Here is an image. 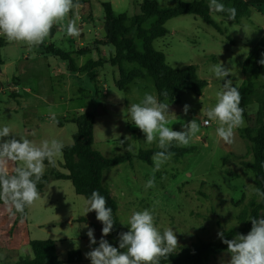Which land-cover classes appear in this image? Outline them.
Returning <instances> with one entry per match:
<instances>
[{
  "label": "rangeland",
  "instance_id": "rangeland-1",
  "mask_svg": "<svg viewBox=\"0 0 264 264\" xmlns=\"http://www.w3.org/2000/svg\"><path fill=\"white\" fill-rule=\"evenodd\" d=\"M86 1L68 17L76 19L78 36L67 35L66 19L63 25L53 26L49 37L38 47L29 49L27 45L8 42L1 48L4 64L0 66V127L7 125L12 135L26 136L36 144L57 139L68 145L76 130L68 120L83 112H92L95 118L93 148L102 155H134L141 149L155 147V142L146 144L144 133L132 123L127 111L130 104L139 103L145 93L156 96L149 76L134 79L118 89L115 66L104 63L95 69L96 78L91 80L85 72L68 71L66 62L46 51L47 46L53 45L76 52L73 58L77 67L90 59L107 60L113 49L107 44L108 23L103 18L101 3L109 2L115 14L131 17L139 14L142 0ZM177 1L156 0L161 8L173 7ZM212 18L222 33L200 17L187 14L168 20L166 35L153 41V47L165 55L170 67L196 65L198 77L208 83L200 96L183 90L179 103L165 101L171 110L168 127L182 131L183 125L193 119L200 125V131L189 143L195 150L180 158L171 157L156 171L153 159L149 165L133 158L130 164L106 169L102 180L117 202L115 215L121 232L129 230L125 224L133 211L148 209L161 232L166 228L175 232L178 239L175 251L199 240L217 242L218 233L244 226L250 209L248 202L258 198L253 172L239 163L241 159L252 160L248 142L240 137L239 128L235 130L233 143L227 144L218 138L216 123L206 126L203 121L207 119L205 111L215 105L216 93L222 90L226 80H232L239 90L248 83L264 89V77L251 71L250 65L245 67L247 60L255 58L253 53L264 46V5L251 8L249 14L238 21L216 14H212ZM152 21L153 18L149 19L144 26L148 27ZM137 44L140 45L139 41ZM218 63L231 71L225 80L217 79L210 70ZM124 67L129 70L136 65L126 63ZM185 104L190 106L187 114L183 110ZM256 109V103L252 102L246 107V116L253 118ZM51 113H55V122L50 119ZM24 129L30 133L26 135ZM61 161L62 157L55 168L65 172L60 167ZM152 177L155 187L146 188V182ZM86 200L75 194L69 180L49 179L43 195L28 211L29 221L38 223L28 226L29 237L56 241L61 261L68 251L80 250L82 262L77 264H91L85 253L98 246L102 229L94 211L84 215ZM243 211L245 220L240 217ZM70 216L73 222H69ZM261 216L264 212H260ZM89 228L94 229L95 245H90ZM12 230L0 235V264L32 255L29 245L20 248L18 254L9 253L6 242ZM103 238L114 246L111 239ZM229 258L226 251L209 257L205 264H228Z\"/></svg>",
  "mask_w": 264,
  "mask_h": 264
},
{
  "label": "clouds",
  "instance_id": "clouds-1",
  "mask_svg": "<svg viewBox=\"0 0 264 264\" xmlns=\"http://www.w3.org/2000/svg\"><path fill=\"white\" fill-rule=\"evenodd\" d=\"M80 6L78 0H0V36L10 43L24 44L32 49L49 37L53 26L63 25L66 19L67 35L78 36L80 32L76 19L68 17ZM208 7L210 13H226L229 20L235 19L236 9L225 7L218 0H209ZM213 18L218 19L215 16ZM259 63L264 65V58ZM210 70L220 80H225L231 72L220 63L213 65ZM164 95L167 97V93ZM216 100L215 105L205 111L207 119L203 124L216 123L218 138L231 144L235 130L244 125L239 88L233 86L232 80H226L222 90L216 93ZM189 107L184 105L185 114ZM127 111L132 123L145 134L146 144L155 142L161 149L152 157L154 171L159 170L174 155L169 151L173 142L176 146H187L200 131L195 119L184 124L182 131L168 127V115L171 113L169 104L159 101L150 93H145L139 103L130 104ZM50 119L56 121L55 113L50 114ZM63 148L64 144L60 140H42L36 144L26 136L17 138L12 135L7 125L0 127V201L8 206L10 212L14 209L23 214L26 207L33 206L40 199L37 185L42 182L45 161L55 167L57 160L62 157ZM145 187H155L154 177L146 182ZM255 191L264 200V191L259 188ZM106 204V198L96 190L85 201L84 215L94 211L96 219L103 225L98 246L85 253L91 264H160L161 258H168L178 247L173 229L166 228L161 232L155 225L153 213L148 209L132 212L125 224L129 230L119 234V247H114L103 238L111 233L115 223L113 210ZM249 220L252 227L246 235L237 233L233 239H225L222 232L218 233L227 245L230 256L228 264H264V216ZM87 236L90 245L97 244L94 229L89 228Z\"/></svg>",
  "mask_w": 264,
  "mask_h": 264
},
{
  "label": "trees",
  "instance_id": "trees-1",
  "mask_svg": "<svg viewBox=\"0 0 264 264\" xmlns=\"http://www.w3.org/2000/svg\"><path fill=\"white\" fill-rule=\"evenodd\" d=\"M80 5L86 4V0H78ZM225 7L236 9L235 21L241 17L247 16L250 9L264 5V0H218ZM209 0H178L173 7L161 8L156 0H142L139 4V14L128 17L125 14H115L109 2H102L104 11V20L108 23L107 44L112 47V52L107 60L98 58L88 60L82 66L77 67L72 57V52L65 51L60 47L49 45L46 48L47 53L54 55L61 61L66 62L68 71L85 72L88 78H96L95 69L101 67L104 63L115 66L118 71V78L115 85L122 89L125 85L131 83L134 79L149 76L155 88L157 99L161 102L179 103L180 94L183 90H188L196 96H200L204 88L208 85L207 81L197 75V66L190 64L183 68H173L166 62L165 55L153 47V41L166 35L165 23L181 15H194L200 17L204 23L212 26L216 31L222 33L223 30L212 18L216 14L223 18H228L226 13H210ZM153 18L149 26H144L149 19ZM139 41L140 45L137 44ZM6 39L0 38V49L6 44ZM264 46L256 50L253 60H247L245 67H249L255 74L264 77V65L259 61L264 58ZM133 63L136 67L126 69L124 64ZM3 60L0 55V65ZM245 117L246 126L239 128L238 133L242 139L248 142L249 152L252 160H239L240 165L253 172L255 187L264 191V89H259L253 83H248L240 90ZM164 93H167L165 97ZM252 102L257 105L256 113L253 118L246 116V107ZM94 114L92 112H83L74 116L69 122L76 126L72 134V143L64 145L62 150V161L60 167L65 170L61 172L55 167L49 166L45 161L48 171H45L37 187L42 193L46 182L52 180H69L72 184L75 194L89 198L92 191H99L106 198L107 207L113 210V219L115 221L113 230L106 236L114 243V247H119V234L116 211L117 202L111 195L109 188L102 183L103 172L111 167L122 163H131L133 158L151 165L154 153L160 151L157 146L141 149L136 154H123L120 156L106 157L93 148V125ZM58 126H62L57 122ZM195 150V146H176L170 147L169 151L174 153L172 157L180 158L185 154ZM258 196V195H257ZM248 219L242 227L230 228L222 231L225 239H233L237 233L247 234L251 230L252 217H259L260 212L264 211V200L258 196L257 199H251L248 202ZM27 207L23 214L15 212L13 209L10 214L14 217L13 226L17 221L26 217ZM245 211L240 214L244 219ZM102 229L103 225L99 222ZM31 256H19L14 262H4L3 264H77L82 262L80 250H70L66 253L65 260L58 259L56 251V242L54 240H31L28 243ZM227 251V245L220 238L217 242L199 240L192 243L190 247H182L171 253L168 258H161L160 264H205L209 257L215 256Z\"/></svg>",
  "mask_w": 264,
  "mask_h": 264
},
{
  "label": "crops",
  "instance_id": "crops-1",
  "mask_svg": "<svg viewBox=\"0 0 264 264\" xmlns=\"http://www.w3.org/2000/svg\"><path fill=\"white\" fill-rule=\"evenodd\" d=\"M221 18H223V17H221ZM6 42L8 43V41H6ZM94 50L97 51L98 49L95 48ZM68 52H72V57L76 55V52H73V51H68ZM90 52H92V50ZM90 52H88V53H90ZM109 54H110V52H109ZM0 55H1V52H0ZM80 55H83V53H80ZM102 59H104V58H102ZM93 60H96V59H93ZM104 60H106V59H104ZM3 64H4V60H3ZM2 65H0V66H2ZM0 73H1V71H0ZM169 111H171V110L169 109ZM24 132L26 135H28L30 133L26 129H24ZM93 144H94V134H93ZM245 151H246V149L245 150L243 149L242 153H245ZM13 166H15V165H13ZM104 172H103V175H104ZM103 175H102V180H103ZM59 180H61V179H59ZM102 183H103V181H102ZM40 194L43 195V191ZM29 210H30V207H27V213H26L25 219L17 221L16 224L13 226L14 217L10 214L8 206L5 205L3 201H0V235L4 232L9 233V231L13 229L12 230L13 232L8 237V240H7L8 242H6V246H7L6 249H8L9 253H17V254L20 253V251H19L20 248L24 247L25 245H28L29 241L33 240L29 237V232H28L29 227L28 226L38 225V223L34 224V223H31L29 221V217H28V214H29L28 211ZM262 212H264V211H262ZM79 220H82V219H79ZM73 221H74V219H72V217L70 216L69 222H73ZM20 222L24 223L23 226H20V224H19ZM81 239L85 241V238L82 237ZM56 249H57V243H56Z\"/></svg>",
  "mask_w": 264,
  "mask_h": 264
}]
</instances>
